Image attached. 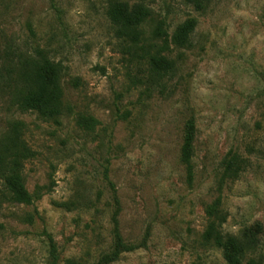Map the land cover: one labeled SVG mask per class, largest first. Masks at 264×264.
<instances>
[{
    "label": "rangeland",
    "instance_id": "1",
    "mask_svg": "<svg viewBox=\"0 0 264 264\" xmlns=\"http://www.w3.org/2000/svg\"><path fill=\"white\" fill-rule=\"evenodd\" d=\"M108 1L0 0V152L16 151V135L31 152L30 203L0 180V264H226L203 237L217 202L223 233L255 238L243 264H264V0H143L169 34L197 22L162 77L126 54ZM17 49L62 64L70 111L46 120L17 106L20 85L3 79ZM81 114L97 124L86 128ZM232 156L241 161L226 175ZM115 220L135 249L108 260Z\"/></svg>",
    "mask_w": 264,
    "mask_h": 264
},
{
    "label": "trees",
    "instance_id": "2",
    "mask_svg": "<svg viewBox=\"0 0 264 264\" xmlns=\"http://www.w3.org/2000/svg\"><path fill=\"white\" fill-rule=\"evenodd\" d=\"M196 9H203L205 0H186ZM106 17L114 26L117 36L125 46L126 54L131 60L144 63L149 77L164 76L174 68V61L170 57L171 46L186 47L190 44V36L196 27V19L189 18L180 23L171 34L165 27L164 20H155L152 10L143 0H109L106 8ZM150 25V30L147 27ZM9 58L3 79L10 85H20L13 100L23 111L36 112L46 120H57L64 112L70 111V106L64 99L62 77L64 67L50 56L37 50L36 55L28 54L20 49L12 52ZM78 84V80H74ZM79 123L86 128H93L97 121L86 115L77 117ZM194 125L188 123L185 127L181 160L186 164L189 180L192 178V143ZM11 138V137H10ZM12 146L16 151L11 154L7 149L0 152V180L3 187L12 196L15 202L30 203L31 196L25 188L22 176V161L30 154L19 136L12 139ZM19 147V148H17ZM241 160L232 156L225 166L226 175L237 171ZM107 177V170H105ZM208 225L204 232V240L223 251L226 264H243L249 250L255 244L251 230L245 228L240 234L232 235L222 232L225 217L221 214L218 202L207 207ZM114 249L108 260H113L122 252L135 249L133 245L125 244L117 229L115 220ZM247 264H257L248 259Z\"/></svg>",
    "mask_w": 264,
    "mask_h": 264
}]
</instances>
